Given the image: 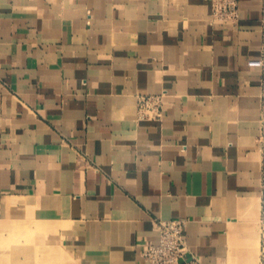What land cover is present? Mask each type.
I'll use <instances>...</instances> for the list:
<instances>
[{
    "label": "crops",
    "instance_id": "1",
    "mask_svg": "<svg viewBox=\"0 0 264 264\" xmlns=\"http://www.w3.org/2000/svg\"><path fill=\"white\" fill-rule=\"evenodd\" d=\"M0 0V264H261L264 0ZM163 95V117H137Z\"/></svg>",
    "mask_w": 264,
    "mask_h": 264
},
{
    "label": "built area",
    "instance_id": "2",
    "mask_svg": "<svg viewBox=\"0 0 264 264\" xmlns=\"http://www.w3.org/2000/svg\"><path fill=\"white\" fill-rule=\"evenodd\" d=\"M213 20L237 23L239 17L238 0H213ZM250 67L262 68L264 61H250ZM139 120L159 121L163 117V95H141L138 99ZM264 224V191L262 196V216ZM188 222L183 220L160 221L157 224L159 238L147 244L142 257L147 264H198L191 259L192 253L186 242Z\"/></svg>",
    "mask_w": 264,
    "mask_h": 264
},
{
    "label": "rangeland",
    "instance_id": "3",
    "mask_svg": "<svg viewBox=\"0 0 264 264\" xmlns=\"http://www.w3.org/2000/svg\"><path fill=\"white\" fill-rule=\"evenodd\" d=\"M259 236H260V244H259V249L258 253L261 256V264H264V224L260 222L259 225Z\"/></svg>",
    "mask_w": 264,
    "mask_h": 264
}]
</instances>
